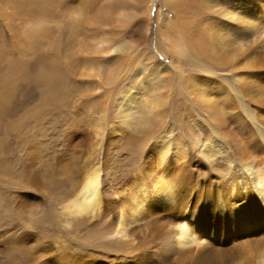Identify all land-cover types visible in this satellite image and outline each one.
<instances>
[{
  "label": "rangeland",
  "instance_id": "rangeland-1",
  "mask_svg": "<svg viewBox=\"0 0 264 264\" xmlns=\"http://www.w3.org/2000/svg\"><path fill=\"white\" fill-rule=\"evenodd\" d=\"M54 2L0 0V264H34L35 254L49 257L59 249L81 252L78 242L86 240V226L68 225L62 205L99 154L105 168L110 166L108 198L114 197L110 184L137 172L145 161L155 163L154 149L164 139L174 165L184 161L176 162V151H187L193 173L184 194L188 214L196 206L208 216V207L213 208L208 187H227L224 161L223 166L208 163L200 151L208 143L200 145L201 124L210 123L212 113L192 92L190 79L207 77L210 66L214 81L228 84L224 76L241 69L235 65V43L222 42L229 38L225 27L230 24L211 17L210 31L200 23L205 38L200 46L179 32L183 0H155L150 15L147 0ZM247 35L252 42L253 35ZM142 85L164 97L165 105L152 108L142 101ZM130 88L137 104L122 123L119 102ZM119 124L121 131L111 135L110 127ZM99 126L103 138L96 133ZM200 233L217 247L226 244ZM147 242L150 238L131 254L162 253L157 240ZM111 248L104 251L124 254Z\"/></svg>",
  "mask_w": 264,
  "mask_h": 264
},
{
  "label": "bare ground",
  "instance_id": "bare-ground-1",
  "mask_svg": "<svg viewBox=\"0 0 264 264\" xmlns=\"http://www.w3.org/2000/svg\"><path fill=\"white\" fill-rule=\"evenodd\" d=\"M183 1L181 15L176 18L180 34L188 35L186 38L191 41L197 39L194 44L201 46L205 38L198 30L200 23L211 31L214 28L209 21L211 17L216 22H228L230 26L225 27V32L229 38L222 42L235 43L233 49L238 56L235 65L241 68L232 69L231 75L227 72L224 77L228 84H217L210 75L216 72L210 66H206L207 77L196 74L190 79L192 92L199 95L205 109L212 113L211 122L201 124L205 133L198 141L203 146L208 143L200 151L208 163L216 161L223 166L224 161V172L229 175L225 180L227 187L224 183L215 190L208 187V202L213 203V208L208 205V216L212 219L196 206L187 213L184 194L191 187L193 173L188 160L185 161L187 151H176L174 155L176 162L182 159L183 162L178 165L170 162L168 155L172 149L168 140L155 147V163L145 161L137 172L118 180L116 185L110 184L113 198L105 195L108 190L105 174L110 166L105 168V158L101 159L99 154L97 161L74 183L72 195L62 205L68 225L86 226L83 246L78 242L81 252L59 249L49 257L37 253L34 264H264V0ZM154 2L147 0L149 15ZM124 16L126 12L122 11L120 17ZM201 18L207 23H202ZM249 33L253 35L252 42ZM209 34V38L214 37L213 32ZM207 83L209 86L205 88ZM146 88L140 86L144 93L142 101L151 103L152 108L165 105L164 97L150 94ZM132 90L126 91L119 102L122 123H126L137 104ZM232 91L237 95H232ZM234 123L236 127H232ZM103 129L101 126L96 129L101 138L105 135ZM110 131L111 135L120 132L121 125L110 127ZM207 219H211V225H206ZM200 230L216 243L225 240L226 244L213 245ZM149 238L151 242L157 240L161 254L155 251L131 254L142 249ZM108 247L124 254L104 251Z\"/></svg>",
  "mask_w": 264,
  "mask_h": 264
}]
</instances>
